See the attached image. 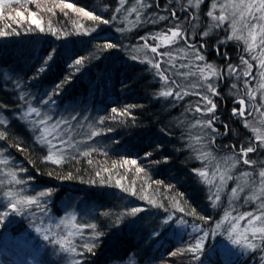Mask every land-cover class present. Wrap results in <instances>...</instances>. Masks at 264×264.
Returning a JSON list of instances; mask_svg holds the SVG:
<instances>
[{
	"label": "trees",
	"instance_id": "16d2710c",
	"mask_svg": "<svg viewBox=\"0 0 264 264\" xmlns=\"http://www.w3.org/2000/svg\"><path fill=\"white\" fill-rule=\"evenodd\" d=\"M214 1L202 0L197 8L190 6L189 0H141L144 7L137 0H125L123 7L119 0H63L99 15L108 24L89 20L70 9L61 10L56 7L61 0L0 2V30L8 33L0 37V120L5 121L0 125V131L5 132V139L0 140V159L9 161L7 165L0 164V209L7 210V191L33 195L34 188L52 193L42 203L46 211H41V215L35 214L32 206L26 215L10 216L5 225H0V251L6 235H32L34 246L42 249L38 264H70L73 257L59 253L33 234L34 225L52 224L53 218L69 212L76 226L72 231L81 229L76 236L78 244L91 242L89 224H96L97 230L104 233L96 242L95 255L83 257L82 264H264V248L249 252L227 239L230 222L225 221L212 234L224 217L223 209L212 207L210 185L193 171L202 169L210 174L212 166L229 154L247 169L237 154L242 146L256 142V134L251 127H245V121L264 133L260 94L263 69L258 60L252 59L260 56L264 45L249 53L243 40L227 39L231 33L226 24L209 28L215 23L207 16ZM25 9L36 14L43 32L32 24ZM17 11L25 19L21 20ZM161 16L166 19H159ZM78 24L83 28H78ZM176 24L187 42L196 45L204 61L195 60L184 40L158 48L160 53H171V58L143 47L145 43L155 46L157 41L151 37ZM50 26L57 29L56 35L49 31ZM204 32L208 35L203 36ZM105 43L116 47L104 50ZM242 56L253 65L248 77L243 74L246 66L241 62ZM81 58L82 63L76 65L75 61ZM149 60L160 63L167 85L147 63ZM204 64L214 65L220 73L203 82L216 87V96L205 86L192 87L201 83L193 65ZM229 64L238 74L230 73ZM191 72L197 75L192 76ZM168 87L174 93L190 94L183 99L160 97L159 92ZM249 91L254 99L247 95ZM202 95L217 105L214 127L218 132L196 124L197 120L209 118L195 112L197 106L204 108ZM239 99L245 100L243 117L233 115V109L241 107ZM44 104L62 108V113L50 111L52 121H71L73 138L67 139V159L60 165L44 159L47 150L36 142V133L29 123L32 119L21 118L28 107L40 111ZM112 108L127 110L128 114H114ZM81 117L89 120L88 139L76 146L73 127ZM93 131L99 134L92 137ZM196 137L201 138L199 143ZM84 151L90 155L82 156ZM202 153H210V158H198ZM249 158L261 163L264 149L250 153ZM125 159L136 160V166L144 171L137 174L135 166L123 165ZM9 171L23 183H9ZM117 180L121 187L116 186ZM150 200L162 207H154ZM174 203H179L185 212L176 211ZM61 204L70 211H63ZM133 207L144 211L132 216L129 213ZM255 209V203H242L232 215L256 213ZM193 210L196 216L186 214ZM169 216L172 219L165 224ZM200 216L208 218V222L200 220ZM194 227L200 231L193 232ZM205 232L209 235L204 239L202 252L197 254L199 260L191 254H179ZM51 233L59 236L66 232L58 227ZM255 243L260 245L259 240ZM173 251L177 255H170Z\"/></svg>",
	"mask_w": 264,
	"mask_h": 264
},
{
	"label": "snow or ice",
	"instance_id": "6c2138e0",
	"mask_svg": "<svg viewBox=\"0 0 264 264\" xmlns=\"http://www.w3.org/2000/svg\"><path fill=\"white\" fill-rule=\"evenodd\" d=\"M2 2V0H0ZM119 3L121 7H123L125 0H119ZM137 3L140 4L141 7H144L146 5H143L141 0H137ZM201 3V0H195V3H193V0H189V5L194 7H199ZM56 7H59L61 10L63 9H70L73 12L78 13L82 17H86L89 20L98 21L102 24H108L109 21L100 17L99 15H95L90 11H86L83 8L75 7L72 3H65L63 0H61V3L57 4ZM213 9L216 8V5H212ZM232 9L228 15H225L224 13L227 11V9ZM27 11L28 17L31 18L32 24L36 26V28H39L41 32L44 31V28L41 26V21L37 19L36 14L34 12ZM48 11H52L51 8L48 9ZM116 11H120V8H117ZM131 11H137L136 9H132ZM17 16L21 18V20L25 19L22 12L17 11ZM207 16H209L215 23L212 25H209V28L213 27H219L223 24H225L226 21H229V16L233 17L232 20L229 21V27L231 28V35L227 36L228 40L236 39L238 41L243 40L246 48L245 51L252 53L258 46L264 45V0H229V3L227 5H221V14L220 15H214L213 11H209L207 13ZM239 17V21L235 19V17ZM251 16L253 20H255V23H252L251 21L247 20L246 17ZM172 17L176 18L177 14L175 12H172ZM11 19V17H9ZM159 19L165 20L166 17L161 16ZM242 22V28L244 31H246L247 35L240 34L241 29L237 28V23ZM78 28H83V25L78 24ZM194 27V26H193ZM49 31L53 34H57V29L49 27ZM8 33L5 31L0 30V37L6 36ZM63 33L61 32L60 35ZM85 35H87V31L84 32ZM208 32H204L203 36H207ZM259 38V39H258ZM151 39L156 40L157 43L155 46H150L147 43L143 45L145 48H150V51L152 53H155L157 55H167L169 58H171V53H160L158 52V48L160 47H171L174 44H177L179 40H184L185 45L187 49L192 50V54L196 61H204V56L200 54L198 50H196V45L190 44L187 42L183 35V30L180 28L179 24L174 25L171 28H168L166 32H160L157 33L155 36L151 37ZM116 47L113 43H105L103 45V49H111ZM200 47H204V44H201ZM187 55V53H185ZM52 57L51 55L48 57L50 60ZM132 59H137L136 56H133ZM225 59H227V56H225ZM253 60L259 61V66L264 69V47L260 48V56H252ZM241 62L243 65L246 66L244 70V76L248 77L251 75V69L253 67L252 64L249 63L247 59H244V57H241ZM47 63V61L45 62ZM82 63V58L77 59L75 61L76 65H80ZM147 63L151 64L153 68L157 70V75L159 76L160 80L164 82L165 85L168 84V78L164 75L163 72L160 71V63L156 62L153 63L152 61H147ZM193 67H197V72L199 73V79L200 84H193L192 87H198V86H205L207 88V91L211 93L212 96H216L219 93L216 90V87L211 84H204L203 82L211 80L213 77L220 76V73L218 72L217 68L214 65L211 64H204L201 66L193 65ZM228 69L231 74H238L237 69L229 64ZM44 69L41 68V71ZM197 72H191L189 73L192 76H196ZM261 78L264 80V71L261 72ZM175 83V82H173ZM60 85H57V88H59ZM261 88H264V83L260 84ZM188 92H173L170 87L166 88V90L160 91L159 96L160 97H174L175 99H183V96L189 95ZM198 94V93H195ZM250 99H254L255 97L252 95L251 91L247 93ZM23 99V97H21ZM200 99L204 103V108L200 106H197L195 108V112L201 113V115H208L209 118L207 120H197L196 124L200 125L201 128H208L211 129L212 132H218V129L214 127L215 121L217 117H215L214 113L216 110V103L206 95L200 96ZM240 104V108L233 109V115H239L241 117L245 116V100L239 99L237 101ZM112 113L117 115H127L128 112L125 110L124 112H119L116 108L111 109ZM35 114L37 117H41L40 111L36 107H29L28 110L22 115V119L28 120V117ZM251 113H249L250 115ZM75 119V116L72 117ZM49 117H41L38 120L29 121V123L32 124V131L34 133H37L35 136L36 142L41 145L42 147H45L47 150V155L44 157V159L48 162H51L52 164L60 165L64 163L67 159V156L65 155V148L59 147L56 143H54V140L59 139V143L61 145H67L69 142L63 140L59 137L58 129L60 128V125L62 121H57L55 124H49L48 120ZM101 122H103V117H101ZM5 121L0 120V125H3ZM262 124H264V121H261ZM196 126V125H193ZM225 129H227V125L224 126ZM245 127H251L252 131L256 134L255 135V143H250L247 147H241L239 149L238 157L242 158V163L244 165H247L249 167H252L253 161L249 158L250 153H256L258 149H264V133H261L260 130L252 125H250L247 121H245ZM99 133L96 131H93L91 133L92 137H95ZM5 139V132L0 131V140ZM200 137H196L197 143L200 142ZM22 150V149H21ZM82 156H89L90 153L88 151H84L81 153ZM146 155L150 156L151 153H147ZM210 153H202L200 157L201 159H209ZM238 159H233V157H227L223 161V165L220 167H223V171H220V167L217 168L216 171L212 173V178L209 179V173L205 170H197L193 169L194 173L199 175L201 178H203V182L205 184L211 185L216 178L217 174H219V180L220 184L217 186V193H215V199L212 200V207L217 206V201L220 200L219 191L222 190L226 180L232 179L231 175H228V173L233 169L236 168ZM9 163L8 159H0V164L7 165ZM89 163H92V161H89ZM123 165L131 164L135 166V171L137 174L142 173L144 169L136 166L137 161L136 160H127L125 159L123 162ZM104 171H107L108 169H103ZM7 175L11 176V180L9 183L14 184H22L23 181L21 179H18L16 174L9 171ZM97 175L99 176L100 173L98 172ZM251 176V173L245 171L241 173V178L243 180V184L239 186V191H243V188L248 186L249 180L248 178ZM258 177H259V186L256 188L255 191L252 192L251 195L246 197V200L248 201H254L256 199H261L262 203L260 206V215H255L252 212H248L243 216L232 218L237 221V223H230L229 227L227 229L228 231V239L231 241L233 245L239 246L242 249L253 252L257 250L258 248H264V168H261V170L258 171ZM71 178V177H67ZM155 183L159 184V181H156ZM253 184H256V181H252ZM116 186L121 187V181H116ZM126 190V189H125ZM52 193L51 191H40L38 195H20L19 193H14L11 191L4 192V197L7 200L6 208L7 210L0 209V225H5L8 221V218L10 216H22L26 212L30 211L32 209V206H35L36 208H39L41 211H44V209L41 207L42 201L41 198L50 196ZM133 195H135V191L132 192ZM147 199V197H145ZM231 199L236 200L239 199L238 196V188H232L231 189ZM150 203L153 204L154 207H162V205H157L155 200H150ZM174 208L178 212H185V208L181 207L179 203H174ZM144 211V209L139 207H133L130 210V215L136 216L140 212ZM189 215L196 216L197 213L195 210H193L190 213H186ZM246 217H249L247 219V226L243 228V231L239 230L238 227V221L241 219H245ZM172 219L171 216L168 217V219L164 220L165 224H168L169 221ZM200 220H204L205 223L208 222V218L200 216ZM230 219V213H225L224 218L216 224V228L213 229L212 234H216L217 230H219L225 221H228ZM64 221H61V224H64ZM181 224L184 223V221H180ZM60 225H57L59 227ZM73 227H76L73 225ZM89 229L92 230V234L89 236V241L91 242H84V243H77L76 242V236L77 233L81 231V229L77 228L75 232L68 231L64 235L57 234H51V229L49 228H41L40 226H35V232L37 236L42 237L43 241L47 242L48 244L52 245L55 249H58L59 253L65 254L67 256L73 257V259L70 261V264H82V258L85 257L88 254L95 255V249L98 247L97 241L100 240V238L104 235L102 231L97 230L96 224H89L87 225ZM200 229L198 227L193 228V232H199ZM209 235V233L205 232L203 235L195 237L194 243L188 245L186 248L180 250V255L184 254H191L192 257L196 260H199L200 257L197 255L198 253L202 252L204 248V239ZM256 240L260 241V245L255 243ZM56 254V253H54ZM170 255L175 256L177 255L176 251H173L170 253ZM79 257V259L77 258ZM264 259V258H262Z\"/></svg>",
	"mask_w": 264,
	"mask_h": 264
},
{
	"label": "rangeland",
	"instance_id": "374dc122",
	"mask_svg": "<svg viewBox=\"0 0 264 264\" xmlns=\"http://www.w3.org/2000/svg\"><path fill=\"white\" fill-rule=\"evenodd\" d=\"M202 1V0H201ZM195 3V1H193ZM229 3V0H215L213 4L216 5V8L213 9L212 5H211V11H213L214 14L216 15H220L221 14V5H227ZM232 11V9H227V11L224 13L225 15H228V13H230ZM233 17L229 16V21L232 20ZM235 19H237L239 21V17H235ZM247 20L251 21L252 23H255L256 21L253 20V18L251 16L246 17ZM229 21H226V27H227V31H229V33H231V28L229 27ZM263 23V22H262ZM237 28L241 29V33L243 35H247L246 31L243 30L242 28V22H238L237 23ZM264 71V69H263ZM262 72V71H261ZM262 92H260V94H263V97L261 99L262 103H263V107H262V111L264 113V88H262L261 90ZM261 98V97H260ZM52 106V107H50ZM46 105L44 104V108L42 110H40L41 113V117H49L50 119L48 120V123L51 124H55L57 121H60L59 118H55L54 121L51 120V113L50 111L54 112V111H59V113H62V108L56 106L55 104L52 105ZM29 108V107H28ZM27 108V110H28ZM60 108V109H59ZM62 116V115H61ZM41 117H37L35 114L32 115V118L30 116V120L32 119V121L34 120H38ZM60 117V116H59ZM64 117V116H63ZM71 127V121L67 122V121H62L60 128L57 130L59 137L62 138L63 140L67 141V139H72L73 135H72V131L70 130ZM89 129V120L85 119L84 117L79 118L76 121V126L73 127V131H75L77 138L73 139V141L76 142V146L77 144H80L81 141H84L87 138V132ZM37 135V133H36ZM54 143H56L59 147L61 148H67L65 145H61L59 143V139L54 140ZM75 146V147H76ZM65 155H68L67 151H65ZM238 155V154H237ZM236 156V155H235ZM227 157H233L232 155H225V157L220 160L218 163L214 164L210 170V174H209V179L212 178V173L214 171L217 170L218 167H220L221 165H223V161L225 158ZM237 157V156H236ZM233 159H238V158H233ZM239 161V160H238ZM247 166V165H246ZM261 168H264V161H262L261 163H253L252 167H249L246 169L239 166V162L237 163L236 168H233L228 175L232 176V179L230 180H226L222 190L219 191V195H220V200L217 201V206H221V209H223V216L225 215V213H230V219L228 220V222L230 223H237V221L235 219L232 218H236V217H240V216H236L234 217L232 215V212L234 210H236V208L242 204V203H255L256 205V209L258 210L256 211V213H253L255 215H260V206L262 203L261 199H256L254 201H248L246 200V197L251 195L253 191L256 190V188L259 186V177H258V171L261 170ZM220 171H223V167H220ZM249 172L251 173V176L248 178L249 183L248 186L243 188V191H239V186H241L243 184V180L241 178V173L243 172ZM255 180L256 184H253L252 181ZM220 184V180H219V174H217L216 178L214 179L213 183L210 185V191L212 192V199H215V193H217V186ZM232 188H238V196L239 199L233 200L231 199V189ZM32 191H34L33 195H38V193L40 192V190H35L34 188L31 189ZM47 200V197H43L41 198L42 203L45 202ZM42 206V204H41ZM35 209L33 211H37L35 214L37 215H41V210L39 208L34 207ZM61 208L63 209V211H70L68 209H66L64 207L63 204H61ZM46 211V210H44ZM26 215V214H25ZM245 215V214H243ZM241 215V216H243ZM44 218V217H42ZM224 218V217H223ZM48 219V218H47ZM53 225L54 227H52V224H46V225H36V226H40L41 228H49L51 229V232L54 231L55 228L58 229L57 225H60L59 228L62 229V231L64 232H68V231H72L73 230V215L69 212H65L64 215L60 218H53ZM247 219H249V217L245 216V219H241L238 221V227L240 231H243V228L245 226H247ZM50 220V218L48 219ZM61 221H64V224H61ZM35 237L37 236L36 232H35V228L33 227ZM53 234V233H51ZM50 234V235H51ZM31 236V237H30ZM22 235V236H17V237H11L10 235H6L3 239V244H2V248L0 251V264H38V258L39 255L41 253V248H36L32 242V235ZM39 238V236H38ZM42 239V237H40ZM228 239V237H227ZM43 240V239H42Z\"/></svg>",
	"mask_w": 264,
	"mask_h": 264
}]
</instances>
